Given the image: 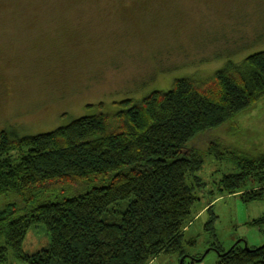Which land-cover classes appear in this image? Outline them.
Instances as JSON below:
<instances>
[{
	"label": "rangeland",
	"instance_id": "obj_1",
	"mask_svg": "<svg viewBox=\"0 0 264 264\" xmlns=\"http://www.w3.org/2000/svg\"><path fill=\"white\" fill-rule=\"evenodd\" d=\"M262 49L264 0H0V131L36 134L114 112L125 98L167 90L181 77L202 80ZM210 142L264 154V97L188 141L203 160L198 179L187 178L196 199L179 243L149 264H215L218 249L264 243V226L248 224L264 214V196L244 202L221 193L218 181L239 169L207 153ZM3 199L22 206L13 194ZM49 241L34 225L22 248ZM2 264L27 263L8 248Z\"/></svg>",
	"mask_w": 264,
	"mask_h": 264
},
{
	"label": "trees",
	"instance_id": "obj_2",
	"mask_svg": "<svg viewBox=\"0 0 264 264\" xmlns=\"http://www.w3.org/2000/svg\"><path fill=\"white\" fill-rule=\"evenodd\" d=\"M263 97L264 49L202 80L181 77L167 90L125 98L114 112L82 115L48 132L0 131V199L13 194L22 203L0 200V264L8 248L27 264H149L179 243L196 199L187 178L198 179L203 160L188 141ZM206 152L239 169L221 177V193L263 198L264 154L211 142ZM94 181L99 186L89 187ZM248 224L264 226V214ZM34 225L50 241L26 253ZM218 252L215 264H264V243Z\"/></svg>",
	"mask_w": 264,
	"mask_h": 264
},
{
	"label": "water",
	"instance_id": "obj_3",
	"mask_svg": "<svg viewBox=\"0 0 264 264\" xmlns=\"http://www.w3.org/2000/svg\"><path fill=\"white\" fill-rule=\"evenodd\" d=\"M245 247H247L246 243H244Z\"/></svg>",
	"mask_w": 264,
	"mask_h": 264
}]
</instances>
